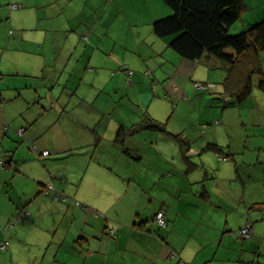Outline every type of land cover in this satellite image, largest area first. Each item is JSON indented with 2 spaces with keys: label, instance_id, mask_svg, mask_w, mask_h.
<instances>
[{
  "label": "crops",
  "instance_id": "crops-1",
  "mask_svg": "<svg viewBox=\"0 0 264 264\" xmlns=\"http://www.w3.org/2000/svg\"><path fill=\"white\" fill-rule=\"evenodd\" d=\"M117 1L0 0V264H264L261 92L252 85L235 105L222 104L246 70L230 80L216 70L229 64L172 50L151 27L171 13L163 0H134L142 20ZM244 2L242 28L264 17V0ZM129 20L143 43L131 59ZM138 62L153 78L137 87L131 69L133 85L119 92L123 65ZM190 82L213 84L219 100L205 103ZM104 90L124 109L107 127L97 123ZM236 109L245 121L232 116ZM158 209L165 227L153 220ZM247 223L249 236L239 238Z\"/></svg>",
  "mask_w": 264,
  "mask_h": 264
},
{
  "label": "trees",
  "instance_id": "trees-1",
  "mask_svg": "<svg viewBox=\"0 0 264 264\" xmlns=\"http://www.w3.org/2000/svg\"><path fill=\"white\" fill-rule=\"evenodd\" d=\"M163 1L169 6L171 13L152 22V31L156 36L161 38L170 36L167 45L182 58L201 60L211 67L214 64L210 59L229 64L230 80L233 78L234 69L246 70L247 75L240 88L235 91L225 89L226 97L231 100H242L250 95L252 90L250 72L258 73L257 87L264 93V69L260 62V51L264 50V17L236 34H229L227 32L229 25L238 20L245 9L244 0ZM123 69L127 72L129 68L124 65ZM210 89L211 87L207 88ZM148 127L163 130L162 125L154 122L149 123ZM174 135L178 141H183L179 134ZM123 138L124 131L119 128L115 140L122 142ZM215 151H220V148L217 147ZM159 210L165 214L163 209L157 211ZM109 231L107 228V236L112 237L113 232Z\"/></svg>",
  "mask_w": 264,
  "mask_h": 264
},
{
  "label": "rangeland",
  "instance_id": "rangeland-1",
  "mask_svg": "<svg viewBox=\"0 0 264 264\" xmlns=\"http://www.w3.org/2000/svg\"><path fill=\"white\" fill-rule=\"evenodd\" d=\"M247 1H250V0H247ZM116 3H118L119 5H122V6L123 5H127L128 7H133V8H131L129 10V11H131L133 13V16L134 17L137 16L138 17L137 19H139V20H142L143 19V16H144V12L143 11L144 10L143 9H139V8H135L137 6V2L136 1H134V0H120V1H117ZM257 4H258V2L256 3V5ZM249 12H251V10L250 9H247L244 12V14L245 13H249ZM159 18H161V17H159ZM159 18H157V19H159ZM117 22H120V20H117ZM239 22L240 21L238 19L234 23H232L231 25H229L227 32L229 34H236V33L240 32V31H242L243 28L241 27V25L240 26L237 25V24H239ZM133 23H134L133 20H129L128 21V24H127V26H128V28H129L130 31H129V37H128V41H127V45H126V47H127L126 56L129 59H131V58H133L134 56L137 55V53H138V47L143 44L142 42L141 43L138 42L141 39H138L137 37H136L137 40L134 39V32H133L134 24ZM140 28H141V26L139 25V29ZM168 37L170 38V36H165L163 38H166V40H169ZM116 50H120L118 46L116 47ZM116 56H118V58L120 57V55H116ZM116 56H114L113 58H117ZM260 60H261L260 61L261 62V65H262V67L264 69V50H261L260 51ZM148 63L151 65V67L153 68V71L154 72L158 73L160 71V68H159L160 66H156L157 64H156L154 58L149 59ZM124 65H126V64H124ZM164 65L168 66L169 63H164ZM130 69H132L133 72H134V78H138L139 76H140L139 78H141V80H136L137 83L135 82V85L137 84V87H138V82H142L143 80H147V79H149V81H150V79L153 78L152 75L146 73L147 70H146L145 65L142 66L141 64H139V62L136 63V64H134L133 67H130ZM216 70H218L220 72H223L225 74L228 72L227 70H225V71L219 70V69H216ZM200 73H201L200 70H198L197 71V74H200ZM214 74H216V76L218 75L217 77H220L219 76L220 73H217L216 72ZM250 74H251L250 77H251V80H252L251 82H252V85H253V90H255V89L258 90V87H257L258 73L257 72H250L249 75ZM184 77H185V75H184ZM184 77L180 76V78L186 79ZM127 79H129V76H127L126 80L120 79V81H119V83L117 85L119 92L122 91V89L124 90V92H126V87L125 86L128 87V86H132L133 85V84L129 85V82L127 81ZM217 81L219 82V80H217ZM151 84H152V82H151ZM170 84H171V86L174 85V84H172V81L170 82ZM190 87L191 88L194 87L193 82H190ZM213 89L214 88H211L210 90H206L205 92H203L202 90H198V89H197V91H195L196 89H194V93L195 94L196 93H199V94H202V95L203 94H207L208 100L205 99V103H207V101L210 103L211 101L214 100V97H216L217 100H219V98H220L219 97V93H215L213 91ZM104 92H105V90H104ZM259 92H261V91L259 90ZM105 93H106V95L104 93H102L100 95V97H98V100H97L98 108H100L101 111H102V113H103V116L100 117L98 119V122H97V123H99V126H101V127H107L108 124L111 123V121L112 122L115 121V119H116L115 109L116 108H117V112H119V113H120V110L122 109L121 106H120V104H122V103L119 102V100L122 97L121 98H118V96L115 95V94H113L112 92H110V95H108L107 92H105ZM128 94H129V90H128ZM260 94H262V96L264 98V93L261 92ZM184 95L186 96L184 99H187V100L188 99H192V94L185 93ZM131 96L134 97L136 95H132L131 94ZM124 98H126V96ZM168 100H170V98H168ZM219 101H221L222 104H226V103H224V101H226L228 105L235 103V101L234 100H231L229 97L220 98ZM133 102H138V100L134 99ZM192 103L195 104L196 101H193ZM116 104H118L117 107H116ZM209 105H211V104H209ZM123 106H124V108H126V105H123ZM189 109H190V107H189ZM122 110H124V109H122ZM220 110H221V108H219V110L217 112L218 117H220ZM91 111L94 112V114H95L94 117L95 118H98L99 117V112H98V111H100L99 109L91 108ZM232 116L233 117H236V118H240L241 120H244V117L240 114L239 109H236V110L232 111ZM126 138H128V137H126ZM225 138H226V140H228L229 139V136L228 135H225ZM116 142L117 143H120L118 141H116ZM223 150L225 152L226 147H224ZM224 152H222L223 154H221V155L224 156L225 155ZM213 154L215 155V157L217 158V160L219 162H225V161H228L229 160L228 157H227L228 155H225V160H220L217 157V153L213 152ZM61 201H62V198H59V202H61Z\"/></svg>",
  "mask_w": 264,
  "mask_h": 264
},
{
  "label": "built area",
  "instance_id": "built-area-1",
  "mask_svg": "<svg viewBox=\"0 0 264 264\" xmlns=\"http://www.w3.org/2000/svg\"><path fill=\"white\" fill-rule=\"evenodd\" d=\"M19 5L17 3H12L9 7L12 9V8H17ZM132 73V70L130 69H127V75L130 76ZM194 87L198 90H207V88L211 87L213 84H210V83H206V82H194ZM22 129L20 128L19 129V133ZM43 155H48L49 152L47 150H44L42 152ZM218 159L220 160H224L225 159V156L221 155V154H218ZM0 165H3V161L0 160ZM47 190L48 189H52V185H47ZM55 198H57L58 196L54 195ZM21 217H17L15 218V220H20ZM154 221L160 225V226H165L167 224V220H166V217H165V214L162 210H159L155 213V216H154ZM9 225H12V221L8 223V226ZM249 228H250V223H247L245 224L243 227H241L240 229V236L239 238H246L249 236ZM110 233H112V231L110 230L109 231ZM7 247V241L6 240H3L0 242V250H3ZM179 264H185V263H179Z\"/></svg>",
  "mask_w": 264,
  "mask_h": 264
},
{
  "label": "water",
  "instance_id": "water-1",
  "mask_svg": "<svg viewBox=\"0 0 264 264\" xmlns=\"http://www.w3.org/2000/svg\"><path fill=\"white\" fill-rule=\"evenodd\" d=\"M55 199H57V198H55Z\"/></svg>",
  "mask_w": 264,
  "mask_h": 264
}]
</instances>
